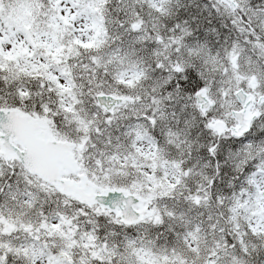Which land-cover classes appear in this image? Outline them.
<instances>
[{
  "label": "snow or ice",
  "instance_id": "obj_1",
  "mask_svg": "<svg viewBox=\"0 0 264 264\" xmlns=\"http://www.w3.org/2000/svg\"><path fill=\"white\" fill-rule=\"evenodd\" d=\"M0 264H264V0H0Z\"/></svg>",
  "mask_w": 264,
  "mask_h": 264
}]
</instances>
